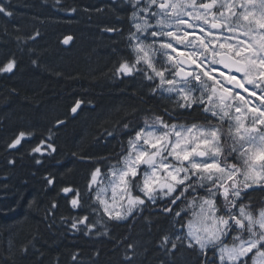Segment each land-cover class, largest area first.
I'll return each instance as SVG.
<instances>
[{
  "label": "trees",
  "instance_id": "obj_1",
  "mask_svg": "<svg viewBox=\"0 0 264 264\" xmlns=\"http://www.w3.org/2000/svg\"><path fill=\"white\" fill-rule=\"evenodd\" d=\"M3 3L13 15L0 14V62L14 56L17 64L0 73V264H202L200 250L188 247L187 239L176 241V248L161 246L165 234L185 233L164 212L169 206L180 210L167 198L116 221L87 188L92 170L99 166L104 172L116 162L122 142L145 116L150 120L169 106L150 91L155 83L137 73H116L127 55L126 0ZM66 36L73 38L69 44L62 43ZM77 100L82 104L71 116ZM177 114V122L203 120L198 111ZM20 131L34 135L9 148ZM45 139L55 152L31 150ZM64 187L79 190L82 207L71 206L72 194H64ZM249 196L258 206L264 201V191ZM85 215L94 228L71 227Z\"/></svg>",
  "mask_w": 264,
  "mask_h": 264
},
{
  "label": "snow or ice",
  "instance_id": "obj_2",
  "mask_svg": "<svg viewBox=\"0 0 264 264\" xmlns=\"http://www.w3.org/2000/svg\"><path fill=\"white\" fill-rule=\"evenodd\" d=\"M126 3L131 5L128 19L135 29L127 37L133 58H122L116 73H140L155 83L150 91L169 106L160 115L153 112L150 120L145 116L144 126L126 145L122 142L119 158L106 165L107 171L102 173L99 166L92 170L89 193L116 221L148 202L167 198L180 210L169 206L164 212L187 231L182 236L175 230L165 234L162 247L176 248V241L188 239V247H199L202 264H264V201L258 206L249 196L251 191H264V0ZM0 14L13 15L3 0ZM72 39L66 36L62 43ZM16 64L9 56L0 62V73L12 72ZM80 106L77 100L71 112ZM197 111L203 123L177 122V113ZM33 135L20 131L8 147L16 148ZM31 150L56 148L45 139ZM101 176L110 177L107 186H102ZM61 191L72 194L73 208L82 207L78 189ZM88 220L80 217L71 227L94 228Z\"/></svg>",
  "mask_w": 264,
  "mask_h": 264
},
{
  "label": "flooded vegetation",
  "instance_id": "obj_3",
  "mask_svg": "<svg viewBox=\"0 0 264 264\" xmlns=\"http://www.w3.org/2000/svg\"><path fill=\"white\" fill-rule=\"evenodd\" d=\"M129 5V10H128V17H129V15H130V13H131V5L130 4H128ZM127 31H128V33H129V31H135V29L134 28H132L131 27V24H130V21H129V19H128V27H127ZM127 37H128V34H127V36L125 35V40H126V44H127V55L124 57V58H128L129 60H131L132 58H133V53H132V51H131V49L128 47V39H127ZM146 42H150V41H146ZM159 59H160V54L159 53H157V61H159ZM121 62V61H120ZM119 62V63H120ZM119 65V64H118ZM158 66H159V64H158ZM138 67H143V65H140V66H138ZM137 74H139V75H141L140 73H137ZM134 75V74H133ZM133 75H131V76H133ZM141 76H143V75H141ZM125 77H127V76H125ZM158 82V81H157ZM203 120H198L199 122H201V123H203L204 122V118H202Z\"/></svg>",
  "mask_w": 264,
  "mask_h": 264
},
{
  "label": "rangeland",
  "instance_id": "obj_4",
  "mask_svg": "<svg viewBox=\"0 0 264 264\" xmlns=\"http://www.w3.org/2000/svg\"><path fill=\"white\" fill-rule=\"evenodd\" d=\"M110 177H107V176H101L100 177V179L102 180V186H107V184H108V179H109ZM110 195H111V193H110V189H109V192H108V196L110 197ZM129 217H127L126 219H128ZM126 219H124V220H126ZM120 221H123V220H120ZM185 229H186V231H187V228L185 227ZM187 241H188V243H189V240L187 239ZM198 247V246H197ZM199 248V247H198Z\"/></svg>",
  "mask_w": 264,
  "mask_h": 264
},
{
  "label": "water",
  "instance_id": "obj_5",
  "mask_svg": "<svg viewBox=\"0 0 264 264\" xmlns=\"http://www.w3.org/2000/svg\"><path fill=\"white\" fill-rule=\"evenodd\" d=\"M79 101H80V100H79ZM81 104H82V102H81ZM73 106H74V105H73ZM73 106H72V107H73ZM78 110H79V109H78ZM78 110H77V112H78ZM77 112H76V113H72V112H71V109H70V115H71V116H75V115L77 114Z\"/></svg>",
  "mask_w": 264,
  "mask_h": 264
}]
</instances>
